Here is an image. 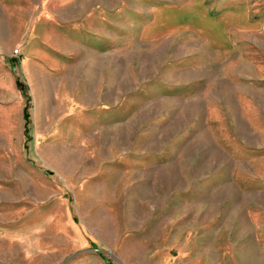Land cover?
<instances>
[{
  "label": "rangeland",
  "instance_id": "obj_1",
  "mask_svg": "<svg viewBox=\"0 0 264 264\" xmlns=\"http://www.w3.org/2000/svg\"><path fill=\"white\" fill-rule=\"evenodd\" d=\"M0 264H264V0H0Z\"/></svg>",
  "mask_w": 264,
  "mask_h": 264
},
{
  "label": "trees",
  "instance_id": "obj_2",
  "mask_svg": "<svg viewBox=\"0 0 264 264\" xmlns=\"http://www.w3.org/2000/svg\"><path fill=\"white\" fill-rule=\"evenodd\" d=\"M13 61L15 60V61H17V59H12ZM17 84H18V87H19V89H21L22 91H24V94L26 95V98H27V105H26V107H25V120H26V122H25V131H26V135L27 136H29V132H30V128H29V117H30V112H29V110H28V108L31 106V104H30V96H29V94H28V92L25 90V88H24V85L22 84V82L20 81V78H17ZM102 256V258L104 259V260H106L107 261V259L105 258V256H103V255H101Z\"/></svg>",
  "mask_w": 264,
  "mask_h": 264
}]
</instances>
